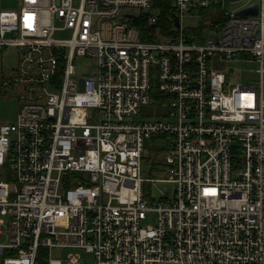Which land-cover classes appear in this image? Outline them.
<instances>
[{
    "label": "built area",
    "instance_id": "1",
    "mask_svg": "<svg viewBox=\"0 0 264 264\" xmlns=\"http://www.w3.org/2000/svg\"><path fill=\"white\" fill-rule=\"evenodd\" d=\"M159 1L0 11V54L20 58L3 84L27 92L0 123V264H37L40 248L47 264H64L54 248L66 264L78 250L93 264H264V0L207 41L183 18L219 0H170L166 18ZM84 57L97 70L81 76ZM152 102L168 114L133 119ZM153 136L157 179L142 175Z\"/></svg>",
    "mask_w": 264,
    "mask_h": 264
},
{
    "label": "rangeland",
    "instance_id": "2",
    "mask_svg": "<svg viewBox=\"0 0 264 264\" xmlns=\"http://www.w3.org/2000/svg\"><path fill=\"white\" fill-rule=\"evenodd\" d=\"M220 4L206 10L198 11L197 15H191L186 12L183 18V27L186 31H193L196 28L203 27V39H217L220 37L221 30L218 28L217 23L224 17V14L234 13L235 11L244 8L251 4H258L260 0H219ZM20 0H0V11L14 10L19 8ZM19 52L15 47L6 48L0 54V123H15L17 121L20 110L24 104L21 96L27 93L21 86L12 83L5 86L3 81L12 78L17 68L19 67ZM251 68V67H250ZM97 61L93 58H78L76 60V71L79 75H87L96 72ZM255 69L253 68V72ZM249 72L247 79L257 80V76ZM169 108L161 107L152 102L143 107L140 115L135 116L133 119L136 121H144L153 118H163L168 114ZM160 141V142H158ZM165 142L159 140L157 136H153L146 141L145 154L142 175L145 178H162L161 174L157 171V160L160 157L159 151L164 148ZM162 188H171L170 184L161 183L158 185ZM155 216H150L146 224H153ZM82 264H93V255L83 250H78ZM70 252L68 249L54 248L52 256L63 260L66 264L67 254Z\"/></svg>",
    "mask_w": 264,
    "mask_h": 264
},
{
    "label": "trees",
    "instance_id": "3",
    "mask_svg": "<svg viewBox=\"0 0 264 264\" xmlns=\"http://www.w3.org/2000/svg\"><path fill=\"white\" fill-rule=\"evenodd\" d=\"M159 3L162 6V14H163V18L167 17V14L170 13L171 11V1L170 0H160ZM224 24V17H221V19L219 20V22L217 23V25L219 27H221ZM203 27H199L198 30H202ZM143 39H145L143 37ZM152 96L155 99V101H161V98L159 96L158 91L156 90L155 87H153L152 90ZM46 249L40 248L39 252H40V256L37 258V264H47V254H46Z\"/></svg>",
    "mask_w": 264,
    "mask_h": 264
},
{
    "label": "water",
    "instance_id": "4",
    "mask_svg": "<svg viewBox=\"0 0 264 264\" xmlns=\"http://www.w3.org/2000/svg\"><path fill=\"white\" fill-rule=\"evenodd\" d=\"M257 11H258V6H257V4H254L251 7L244 8L243 10L237 12V14H239V15H254L257 13ZM82 87H83V81H82Z\"/></svg>",
    "mask_w": 264,
    "mask_h": 264
}]
</instances>
